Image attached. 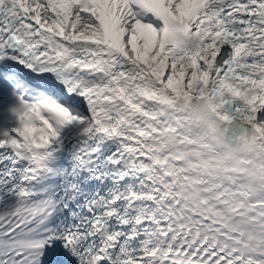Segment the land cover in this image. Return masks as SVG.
Returning a JSON list of instances; mask_svg holds the SVG:
<instances>
[{
	"label": "snow or ice",
	"instance_id": "snow-or-ice-1",
	"mask_svg": "<svg viewBox=\"0 0 264 264\" xmlns=\"http://www.w3.org/2000/svg\"><path fill=\"white\" fill-rule=\"evenodd\" d=\"M180 90L264 123V0H0V264H264V167L164 218Z\"/></svg>",
	"mask_w": 264,
	"mask_h": 264
},
{
	"label": "bare ground",
	"instance_id": "bare-ground-1",
	"mask_svg": "<svg viewBox=\"0 0 264 264\" xmlns=\"http://www.w3.org/2000/svg\"><path fill=\"white\" fill-rule=\"evenodd\" d=\"M191 93L195 94L197 92H193L191 90L187 93H184L182 90L177 91L175 93L176 99L172 102H167V103H175L177 101H183ZM244 135L245 138L243 141V147L246 151L247 161L249 162L248 167L251 166L256 168L257 170H261V168L264 167V165H261L260 161L261 159H264V157H261L258 154L257 148L260 144H264V123L252 124L251 129H249L246 133H244Z\"/></svg>",
	"mask_w": 264,
	"mask_h": 264
}]
</instances>
